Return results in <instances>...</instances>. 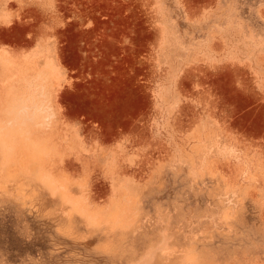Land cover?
<instances>
[{"label":"rangeland","instance_id":"obj_1","mask_svg":"<svg viewBox=\"0 0 264 264\" xmlns=\"http://www.w3.org/2000/svg\"><path fill=\"white\" fill-rule=\"evenodd\" d=\"M0 264H264V0H0Z\"/></svg>","mask_w":264,"mask_h":264},{"label":"bare ground","instance_id":"obj_2","mask_svg":"<svg viewBox=\"0 0 264 264\" xmlns=\"http://www.w3.org/2000/svg\"><path fill=\"white\" fill-rule=\"evenodd\" d=\"M36 85V84H35ZM39 85V84H38ZM31 88V87H30ZM29 95V94H28ZM39 103V102H38ZM34 105H33V107H37V105L35 104V103H33ZM39 119V118H38ZM34 121L32 122V120L30 121L31 123L30 124H38L39 122L37 121V119L35 120V119H33ZM38 123H37V122ZM13 123V122H12ZM27 121L26 120H20L19 122H16L15 123V125L16 126H19V129H17V130H15L16 131V137H15V139H16V145H18V146H20L22 143H24V142H26V141H28L29 140V137H31L30 135H32V133H31V129L30 128H28L29 127V125H27ZM32 124V125H33ZM35 126V125H34ZM33 127V126H32ZM10 138V137H9ZM12 142V141H11ZM210 167V166H209ZM49 185V184H48ZM53 186V185H52ZM51 186V184H50V187H52ZM54 187V186H53ZM58 188V187H57ZM62 190V189H61ZM66 190V189H65ZM123 191H126V190H122V193H123V195H125L124 193L125 192H123ZM54 192H55V189H54ZM62 192V194H63V191H61ZM121 192V191H120ZM61 195V194H60ZM120 195V194H119ZM63 196H64V201H66V199L67 198H65L66 197V195H62L61 197L63 198ZM121 196V195H120ZM125 196H128L127 195V193H126V195ZM125 196H124V198H125ZM115 198V197H114ZM71 199V198H70ZM118 199H120V198H118ZM126 199H127V197H126ZM68 200V199H67ZM70 201V200H69ZM115 201V200H114ZM116 201H117V199H116ZM122 201V200H121ZM124 201V200H123ZM126 201V200H125ZM67 203H68V201H66ZM71 202H74L73 200L71 201ZM119 202V201H118ZM70 203V202H69ZM75 203V202H74ZM76 204H77V202H76ZM73 205V204H72ZM71 205V206H72ZM78 206H80V204L78 203L77 204ZM114 205V204H113ZM116 205V204H115ZM120 205V204H119ZM117 206V205H116ZM122 206V205H121ZM112 208H113V206H112ZM76 210H78L77 208H75ZM82 210H84L83 209V207L81 208ZM116 209V208H115ZM118 209H119V206H118ZM81 210V214H83L84 216L86 215V213H88V212H90L89 210H84L85 212L83 213V211ZM113 210H114V208H113ZM92 211V210H91ZM112 212H114L115 213V211H112ZM78 213L80 214V212L78 211ZM94 213V212H93ZM92 213V215H89V214H87L88 215V219H91V220H98V217L96 216V214L94 215ZM114 213H112V214H114ZM80 214V215H81ZM115 215V214H114ZM115 216H117V215H115ZM115 216H113V217H115ZM116 218V217H115ZM116 219H118V217L116 218Z\"/></svg>","mask_w":264,"mask_h":264}]
</instances>
